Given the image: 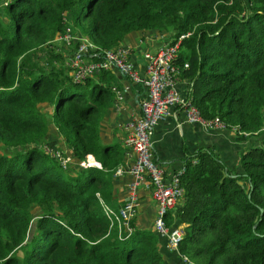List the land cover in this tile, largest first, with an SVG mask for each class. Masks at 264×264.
<instances>
[{
	"label": "trees",
	"instance_id": "obj_1",
	"mask_svg": "<svg viewBox=\"0 0 264 264\" xmlns=\"http://www.w3.org/2000/svg\"><path fill=\"white\" fill-rule=\"evenodd\" d=\"M0 2V264H176L153 229L133 218L119 236L102 206L113 207L114 170L123 163L121 146L100 138L115 75L73 83L64 63L77 42H49L67 26L100 49L133 31L168 32L171 44L190 33L176 62L202 118L236 127L239 140L260 137L264 0ZM50 124L71 151L66 167L39 147ZM87 156L101 167H81ZM183 161L181 204L165 217L183 227L178 256L188 264H264V139L241 153L240 173L211 147Z\"/></svg>",
	"mask_w": 264,
	"mask_h": 264
},
{
	"label": "built area",
	"instance_id": "obj_2",
	"mask_svg": "<svg viewBox=\"0 0 264 264\" xmlns=\"http://www.w3.org/2000/svg\"><path fill=\"white\" fill-rule=\"evenodd\" d=\"M189 34H181L173 44L167 43L155 50L144 52V74H141L138 65L131 60V49L128 46L119 45L111 49H100L87 38L73 35L71 27L68 26L64 32L49 42L65 48L77 42L76 50L64 63L73 83H82L101 71L116 70L130 83H140L145 88V97L140 102V115L132 117L124 124V145L132 151L134 158L131 163L120 164L114 170L115 176L130 173L133 177L128 187L127 198L118 208L104 203L102 206L110 227L116 226L119 236L123 231L130 233L132 230L130 222L136 214L138 191L140 188L148 189L157 208L153 231L165 238L169 249L177 252L184 235L183 227L168 226L165 217L176 208L182 198L184 189L180 178L185 167L166 173L165 169L154 160L152 153L154 127L160 119L170 113L175 115L180 112L189 123H198L209 128H226L218 117L202 118L189 94V84L184 93L176 89L181 73V68L176 62L178 50L181 40ZM186 66L185 64L184 67ZM127 89L128 84L122 88L111 87L117 103L122 101ZM232 129L237 130L236 127ZM39 147L58 158L63 167H66L65 164L71 160L70 157L62 158L59 153H54L48 145L41 144ZM79 165L83 168L91 166L88 156L85 161L79 162ZM93 166L101 167L99 162ZM182 258L188 262L186 257Z\"/></svg>",
	"mask_w": 264,
	"mask_h": 264
},
{
	"label": "crops",
	"instance_id": "obj_3",
	"mask_svg": "<svg viewBox=\"0 0 264 264\" xmlns=\"http://www.w3.org/2000/svg\"><path fill=\"white\" fill-rule=\"evenodd\" d=\"M170 33L158 30H142L129 33L121 45L131 49V60H133L141 72L143 69V54L149 50H155L170 42ZM67 49V48H66ZM66 53V51H62ZM115 75L116 83L111 87L122 88L128 84V89L123 94L121 102L111 101L100 122V138L104 143H118L122 150V164L132 162L134 155L132 151L124 145L125 130L124 124L134 116L140 115V102L145 97V88L140 83H130L123 75L116 70H109ZM95 79L96 76L94 77ZM117 84V85H116ZM188 88L187 80L178 78L176 89L184 93ZM51 110H49L50 112ZM49 125L48 137H50ZM55 128V127H54ZM56 129V128H55ZM258 136V137H256ZM153 158L161 165L166 173L184 167L183 159L186 152L193 154L201 147H211L226 164L227 167L237 173L241 172L239 157L241 153L253 145H260L262 137L252 135L246 139L239 140L233 129L209 128L198 123H189L180 112L170 113L160 119L154 127L153 135ZM68 154L70 149L66 146ZM94 158V157H93ZM93 162L90 158V164ZM93 164V163H92ZM113 197L111 205L114 208L120 207L128 195L129 184L133 181L130 173L113 175ZM181 204V200L176 207ZM156 203L148 189L140 188L138 191V201L135 214V226L143 229H153V222L156 215ZM172 215L174 210L171 211ZM160 250L163 255L176 264H188L178 256V252L168 248L164 237L158 236Z\"/></svg>",
	"mask_w": 264,
	"mask_h": 264
},
{
	"label": "rangeland",
	"instance_id": "obj_4",
	"mask_svg": "<svg viewBox=\"0 0 264 264\" xmlns=\"http://www.w3.org/2000/svg\"><path fill=\"white\" fill-rule=\"evenodd\" d=\"M0 1H2V0H0ZM1 5L2 4L0 2V6ZM56 64L58 65V64H60V62H56ZM50 125H52V124H50ZM261 137H262V140H263L264 139V135H262ZM42 144L48 145L52 149V151L54 153H59V155L62 158L70 157V159H71L70 154H68V152H67L66 144L64 143L62 137L59 135L57 130L54 128V125L51 126V128H50V137L47 138V142H43ZM69 162H72V159ZM65 165H68V162Z\"/></svg>",
	"mask_w": 264,
	"mask_h": 264
},
{
	"label": "bare ground",
	"instance_id": "obj_5",
	"mask_svg": "<svg viewBox=\"0 0 264 264\" xmlns=\"http://www.w3.org/2000/svg\"><path fill=\"white\" fill-rule=\"evenodd\" d=\"M89 164H90V157L88 158ZM91 165V164H90Z\"/></svg>",
	"mask_w": 264,
	"mask_h": 264
},
{
	"label": "clouds",
	"instance_id": "obj_6",
	"mask_svg": "<svg viewBox=\"0 0 264 264\" xmlns=\"http://www.w3.org/2000/svg\"><path fill=\"white\" fill-rule=\"evenodd\" d=\"M235 132V131H234Z\"/></svg>",
	"mask_w": 264,
	"mask_h": 264
}]
</instances>
